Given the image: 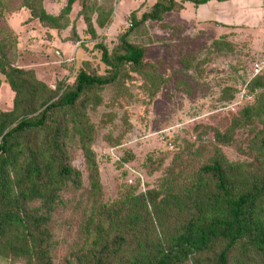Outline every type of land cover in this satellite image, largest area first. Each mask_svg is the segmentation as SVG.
Returning a JSON list of instances; mask_svg holds the SVG:
<instances>
[{"label":"rangeland","instance_id":"1","mask_svg":"<svg viewBox=\"0 0 264 264\" xmlns=\"http://www.w3.org/2000/svg\"><path fill=\"white\" fill-rule=\"evenodd\" d=\"M155 1L78 0L62 14L66 0H0V49L11 67L32 71L46 97L70 90L79 71L112 72L97 46L120 54L122 36L142 47L151 65L135 71L120 64L115 82L85 90L70 110L81 131L71 132L66 162L79 181L64 178L53 184L50 201L35 198L30 204L47 215L51 264H74L89 252L95 226L107 223L104 216L117 206L124 231L117 214L108 235L123 234L127 251L137 249V240L155 242L156 221H144L152 214L127 203L132 197L147 208L155 204L161 228L171 235L194 207L183 191L195 177L208 176L200 169L211 160L239 169L242 177L258 178L264 171V69L252 70L264 58V0H175L160 20L140 22ZM38 5L59 16V27L31 16L28 7ZM12 97L0 73V113L11 110ZM70 112L64 114L68 131ZM136 209L142 219L131 229L125 216ZM0 264L32 263L0 253Z\"/></svg>","mask_w":264,"mask_h":264},{"label":"trees","instance_id":"2","mask_svg":"<svg viewBox=\"0 0 264 264\" xmlns=\"http://www.w3.org/2000/svg\"><path fill=\"white\" fill-rule=\"evenodd\" d=\"M75 1L78 0H66L62 14H66ZM180 1L201 4L209 0ZM174 6L175 0H156L148 12L141 14L139 21H158ZM28 8L41 25L59 27V16L47 14L40 5L36 10ZM97 47L101 61L109 65L112 72L93 75L79 71L73 87L54 99L46 97L45 85L33 77L31 70L11 67L0 49V73L13 92L11 110L0 113V253L4 255L24 256L32 264H51L45 227L47 215L35 213L30 204L35 198L50 201L55 194L52 186L60 180H78V172L67 166L65 154L71 132L81 131L74 127L77 118L70 110L85 90L115 82L120 64L126 63L135 71L151 69L143 60L144 49L127 42L123 36L120 54L110 55L105 47ZM59 110L62 113L58 116ZM67 112H70L72 131H68L64 115ZM11 117H19V120L7 128ZM30 132L37 134L32 135V141L27 138ZM261 142L264 147V137ZM201 171L208 176L195 177L183 191L194 200L193 210L171 235H166L161 228L162 220L155 204L151 203L154 209L147 208L145 202L128 198L127 203L132 202L137 209L142 207L152 214L144 221H156L160 232L152 230L155 242L137 240V249L127 251L123 234L108 235L107 230L117 226V214L123 230V220L119 218L122 210L117 206L104 216L108 218L107 223L99 219L104 225L95 226L96 237L91 250L76 257L74 264H180L187 260L190 264H264V171L258 178L242 177L239 169H225L217 160L203 165ZM137 209L132 215L124 214L126 221L134 224L131 229L142 219ZM123 250L125 254L121 253Z\"/></svg>","mask_w":264,"mask_h":264},{"label":"built area","instance_id":"3","mask_svg":"<svg viewBox=\"0 0 264 264\" xmlns=\"http://www.w3.org/2000/svg\"><path fill=\"white\" fill-rule=\"evenodd\" d=\"M263 69H264V58L252 64V70L254 71V73H258Z\"/></svg>","mask_w":264,"mask_h":264}]
</instances>
